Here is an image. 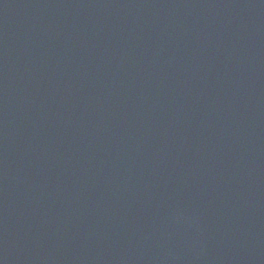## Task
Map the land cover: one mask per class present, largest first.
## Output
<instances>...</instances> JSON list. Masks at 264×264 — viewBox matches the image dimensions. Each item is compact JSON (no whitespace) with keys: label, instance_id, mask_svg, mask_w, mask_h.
<instances>
[{"label":"water","instance_id":"obj_1","mask_svg":"<svg viewBox=\"0 0 264 264\" xmlns=\"http://www.w3.org/2000/svg\"><path fill=\"white\" fill-rule=\"evenodd\" d=\"M0 264H264V0H0Z\"/></svg>","mask_w":264,"mask_h":264}]
</instances>
